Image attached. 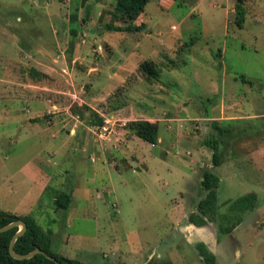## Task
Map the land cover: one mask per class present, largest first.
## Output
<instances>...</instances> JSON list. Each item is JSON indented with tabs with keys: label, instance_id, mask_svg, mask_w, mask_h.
Listing matches in <instances>:
<instances>
[{
	"label": "rangeland",
	"instance_id": "374dc122",
	"mask_svg": "<svg viewBox=\"0 0 264 264\" xmlns=\"http://www.w3.org/2000/svg\"><path fill=\"white\" fill-rule=\"evenodd\" d=\"M114 4L0 0V210L87 264H205L199 244L214 264H264V0H243L242 27L233 0H148L133 32L104 29L121 24ZM136 119L157 124L154 144L124 128ZM25 163L48 177L39 196L32 183L23 196ZM205 169L215 212L192 229ZM249 192L255 206L222 234Z\"/></svg>",
	"mask_w": 264,
	"mask_h": 264
},
{
	"label": "trees",
	"instance_id": "16d2710c",
	"mask_svg": "<svg viewBox=\"0 0 264 264\" xmlns=\"http://www.w3.org/2000/svg\"><path fill=\"white\" fill-rule=\"evenodd\" d=\"M175 1V0H172ZM233 23L237 27H242L244 20L243 0H233ZM148 0H115L112 17L121 24L113 23L104 24V29L107 31H126L133 32L142 29V25H135L133 21L143 11V8ZM139 68L149 76H156V70L152 67L150 62H142ZM242 81L250 82L243 75L238 76ZM100 124L101 119L99 118ZM124 128L131 132L139 139L154 144L157 141L158 127L155 122L147 120L136 119L129 120L125 123ZM211 144L214 143L212 140ZM211 163L213 166L219 165V154L216 151L212 152ZM200 189L205 193L204 197L199 199L196 204V211L189 214L188 218L196 225H205L210 214L215 212L214 202L216 199V187L218 185V177L211 169H205L201 173ZM70 201V196L58 192L55 196L54 205L56 209H65ZM254 193H246L237 197L230 202V208L238 212L235 215V222L222 226L219 225V231L222 234L229 233L240 221L241 213L250 210L255 206ZM229 219V217L222 216ZM21 219L26 225V229L22 235L18 236L12 246V249L17 254H25L30 252L33 248H40L45 253L53 256L60 264H87L76 258L67 257L59 253L50 252V237L49 233H44L40 227L28 216H19L0 210V227L6 226L13 220ZM18 227H11L5 231L0 232V264H54L52 261L46 259L42 254L36 253L26 259H15L10 256L8 252V243L11 236L17 231ZM198 254L205 264H214L213 256L202 245H197ZM123 264V263H117ZM155 264H172L171 262L155 263Z\"/></svg>",
	"mask_w": 264,
	"mask_h": 264
},
{
	"label": "crops",
	"instance_id": "0c3cea01",
	"mask_svg": "<svg viewBox=\"0 0 264 264\" xmlns=\"http://www.w3.org/2000/svg\"><path fill=\"white\" fill-rule=\"evenodd\" d=\"M232 11H233V9H232ZM34 118H36V117H34ZM51 138L53 139L52 136H51ZM19 171L26 178V180L24 178V180H22V182L26 181L24 183L28 184L27 187H26V190L24 191L23 196L29 197L30 195H33V193H31V189H29V187H31V183L34 185V188L36 187V191H39L38 193H36L37 196H39L40 192H42L43 189L45 187H47V184H48L47 179H48V177H47V175H45V177L43 178L44 174H43V172L41 170H39V168H37V166H33L30 163H25L24 165H22V167H20ZM8 181H9V185L7 186V193L12 194L14 192V189H12V188L14 187V185L16 183H11L10 179ZM34 194H35V192H34ZM37 196H36V199H34V197H33L32 200L36 201L38 199ZM70 200H71V198H70ZM4 211H6L8 213H11V214H14V215H17V213H15L17 211H15V210H12L11 212L9 210H4ZM18 215L26 216L25 213H21V214H18ZM188 221H189L188 222L189 223V227H191L192 229H194L196 226L197 227L204 226V225H196V224H194L192 221L189 220V218H188ZM184 228H186V227H184Z\"/></svg>",
	"mask_w": 264,
	"mask_h": 264
},
{
	"label": "water",
	"instance_id": "95a60500",
	"mask_svg": "<svg viewBox=\"0 0 264 264\" xmlns=\"http://www.w3.org/2000/svg\"><path fill=\"white\" fill-rule=\"evenodd\" d=\"M17 226L18 229L17 231L11 236L10 240H9V243H8V252L10 254L11 257L15 258V259H26V258H29L31 256H33L34 254L36 253H39V254H42L46 259L52 261L54 264H60L53 256L45 253L42 249L36 247V248H33L30 252H27L25 254H17L13 251L12 249V246H13V243L15 241V239L22 235L23 232L25 231L26 229V225L24 223L23 220L21 219H17V220H13L12 222H10L9 224H7L6 226H2L0 227V232L1 231H5L11 227H15Z\"/></svg>",
	"mask_w": 264,
	"mask_h": 264
},
{
	"label": "built area",
	"instance_id": "2783aa9c",
	"mask_svg": "<svg viewBox=\"0 0 264 264\" xmlns=\"http://www.w3.org/2000/svg\"><path fill=\"white\" fill-rule=\"evenodd\" d=\"M101 130L104 132L105 131V128H102ZM103 132L99 135V137H103V135H104Z\"/></svg>",
	"mask_w": 264,
	"mask_h": 264
}]
</instances>
